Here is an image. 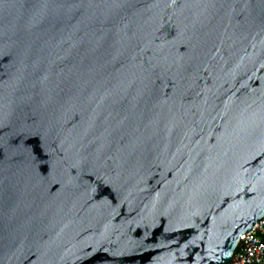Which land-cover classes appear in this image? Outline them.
Listing matches in <instances>:
<instances>
[{"label":"water","instance_id":"1","mask_svg":"<svg viewBox=\"0 0 264 264\" xmlns=\"http://www.w3.org/2000/svg\"><path fill=\"white\" fill-rule=\"evenodd\" d=\"M264 217V0H0V264H230Z\"/></svg>","mask_w":264,"mask_h":264},{"label":"built area","instance_id":"2","mask_svg":"<svg viewBox=\"0 0 264 264\" xmlns=\"http://www.w3.org/2000/svg\"><path fill=\"white\" fill-rule=\"evenodd\" d=\"M230 264H264V217L240 237Z\"/></svg>","mask_w":264,"mask_h":264}]
</instances>
